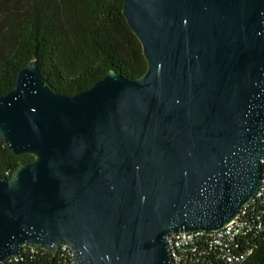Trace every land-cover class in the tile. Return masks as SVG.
Wrapping results in <instances>:
<instances>
[{
    "label": "water",
    "instance_id": "1",
    "mask_svg": "<svg viewBox=\"0 0 264 264\" xmlns=\"http://www.w3.org/2000/svg\"><path fill=\"white\" fill-rule=\"evenodd\" d=\"M146 72L62 94L36 59L0 95V264L23 247L75 264H180L167 236L227 226L260 188L264 0H125Z\"/></svg>",
    "mask_w": 264,
    "mask_h": 264
},
{
    "label": "trees",
    "instance_id": "2",
    "mask_svg": "<svg viewBox=\"0 0 264 264\" xmlns=\"http://www.w3.org/2000/svg\"><path fill=\"white\" fill-rule=\"evenodd\" d=\"M125 0H29L13 16V44L0 43V95L10 92L19 70L36 59L45 83L62 94L89 89L110 70L141 77L148 68L140 40L130 28L123 6ZM6 12L0 11L5 20ZM34 156L14 155L0 138V175L11 177L22 163ZM9 172V174H6ZM249 264H264V236L253 242ZM205 264H224L215 255L202 258ZM4 264H75L70 249L55 253L23 247L18 258Z\"/></svg>",
    "mask_w": 264,
    "mask_h": 264
},
{
    "label": "built area",
    "instance_id": "3",
    "mask_svg": "<svg viewBox=\"0 0 264 264\" xmlns=\"http://www.w3.org/2000/svg\"><path fill=\"white\" fill-rule=\"evenodd\" d=\"M262 163L263 182L260 188L227 226L216 231L196 230L168 234L167 245L174 262L205 264L203 257L215 255L216 259L224 261V264H249L254 249L251 242L264 236V158ZM59 248H68L72 252L71 248L64 244Z\"/></svg>",
    "mask_w": 264,
    "mask_h": 264
},
{
    "label": "rangeland",
    "instance_id": "4",
    "mask_svg": "<svg viewBox=\"0 0 264 264\" xmlns=\"http://www.w3.org/2000/svg\"><path fill=\"white\" fill-rule=\"evenodd\" d=\"M29 0H0V11L6 12L5 20L0 19V43L3 47L13 44L10 24L15 14H19L27 5ZM1 17V16H0Z\"/></svg>",
    "mask_w": 264,
    "mask_h": 264
}]
</instances>
